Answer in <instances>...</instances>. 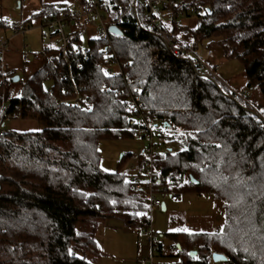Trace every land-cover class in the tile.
I'll list each match as a JSON object with an SVG mask.
<instances>
[{
	"label": "trees",
	"instance_id": "16d2710c",
	"mask_svg": "<svg viewBox=\"0 0 264 264\" xmlns=\"http://www.w3.org/2000/svg\"><path fill=\"white\" fill-rule=\"evenodd\" d=\"M67 3L43 4L24 23L58 16ZM175 9L184 14L163 21L165 31L199 46L219 39L224 55L242 62L245 87L264 96V0H183ZM101 10L121 30L110 35L113 53L128 65L155 130L158 185L178 194L205 193L222 205V222L214 229L165 233L174 241L176 264H213L215 252L227 257L223 264H264L263 120L191 61L173 55L150 29L142 4L102 0ZM194 17L190 28L186 21ZM4 19L0 26L8 29ZM76 25L68 31L71 44L87 45L89 56L75 58L82 65L74 66L75 81L62 77L68 70L59 46L47 47L43 65L26 80L20 76V89L4 101L12 119L35 120L41 129L0 136V264H97L104 254L100 227L113 219L145 226L146 158L140 156L137 188L135 174L121 170L132 152L108 172L100 166L99 150L102 139L133 138L144 128L127 107L121 76L107 73V42L92 37L83 43ZM4 71L12 85L14 75ZM74 86L85 98L83 109L59 102L73 95ZM161 246L162 241L156 252Z\"/></svg>",
	"mask_w": 264,
	"mask_h": 264
},
{
	"label": "rangeland",
	"instance_id": "374dc122",
	"mask_svg": "<svg viewBox=\"0 0 264 264\" xmlns=\"http://www.w3.org/2000/svg\"><path fill=\"white\" fill-rule=\"evenodd\" d=\"M58 1L63 2L67 0H26L22 2L23 7L21 8L16 7V2H18V0H0V17H7L10 20L22 19L28 17L34 11L41 9L43 4ZM196 19L197 18L194 17L191 18L190 21H186L190 28L195 26ZM179 20L183 21L184 18L180 17ZM89 26L91 27V25ZM90 29H93V27ZM82 38L83 41L86 42L88 34L85 33ZM189 38L193 39L192 36ZM218 40L219 39L211 40V43H208L209 40H205L200 46L197 44L196 51L201 58L204 59L207 64L210 63L209 65L216 71V77L212 79L215 80L219 87H221L223 91H227V93H232L231 95L233 98L237 99L244 107L260 116L264 122V96L258 88L254 87V89L249 90L245 87L247 82L246 72L242 62L238 58L225 56ZM22 42L28 44L27 51L31 53L30 63H24L22 61ZM13 43L14 45L4 54L5 63L3 67L0 65V71L5 68L8 78H11L13 75H20L22 80H26L33 71L30 69L35 70L37 66L40 68L43 65V60L39 59L36 61L35 54H39L37 55L38 58L41 57L43 46H48L50 43H54V41L49 38L43 39L41 29L33 27L25 36H17ZM54 47H56V45ZM34 61H36V63H34ZM11 68L16 69V71H12ZM5 84L6 82L2 85ZM5 86L6 89H8L7 93H1L0 111H2V105L3 102L6 101V96L10 97L15 95L20 89L19 81L14 82L12 85L6 84ZM1 122L2 116H0V124ZM5 126L7 130L16 131H37L41 129V126L35 120L21 118H11L5 123ZM142 144L143 141L137 135L133 138L100 140V166L108 172L116 171L119 169L122 155L127 152H132L131 156L122 164L123 169L121 170L133 176L139 170V163L143 161V159H140L138 156ZM160 197L165 203L166 209L163 210L161 206L150 208V230L157 233L164 243L168 241V237L165 236L166 232L174 234L185 229L187 231H206L221 225L222 209L220 206L222 205L205 193L199 194L193 190H187L179 194V199L177 201H172L169 195L165 198H163L162 195H160ZM97 238L105 254L104 257H106L105 264H113V262L115 264H151L150 259H147V261H145V259L143 261L136 253V242L141 244L142 247H146L147 235L138 234V229L126 228L122 220L113 219L109 221L107 226L100 227ZM167 250L169 249L167 248ZM167 250L164 252H167ZM174 251H176V249L172 248L171 252ZM156 259H158V263L173 264L174 261L172 256H158ZM138 260H140L139 262H143L136 263L135 261ZM157 262L155 261L153 264H157ZM212 263L223 264L221 262H214L213 259Z\"/></svg>",
	"mask_w": 264,
	"mask_h": 264
},
{
	"label": "built area",
	"instance_id": "2783aa9c",
	"mask_svg": "<svg viewBox=\"0 0 264 264\" xmlns=\"http://www.w3.org/2000/svg\"><path fill=\"white\" fill-rule=\"evenodd\" d=\"M26 0H20L24 2ZM183 0H133V7H137V4H142L146 9V16L150 29L157 32L168 48V50L179 58H184L192 62V64L207 77H216V71L204 59L201 58L196 51L197 44L188 41L181 40L177 35L172 32H167L162 28V22L166 20H172L181 14H184L182 9L178 11L175 9ZM68 7L60 15L55 17H46L33 25H26L23 19H9L5 17V21L8 24V31L10 33H0V64L4 65L3 56L4 53L10 48L11 41L15 36H25L26 33L33 27H38L42 31L43 39H56V44L59 46L61 53L65 59L67 66V74L63 75V79H70L75 81L74 66L77 69H82L81 63L75 60L76 57L81 56L84 59H88L89 48L87 45H73L71 44V36L68 29L71 28L72 23L77 22L80 29L84 32L93 30L96 37L101 38L107 42L106 50L104 51L112 53V67L107 69L109 75L118 74L124 81L126 104L130 112L134 115L136 120L144 129L138 132L139 138L143 141L140 147L138 156H144L145 160V177L148 184L147 198L149 199V210L143 214L145 226L138 228L139 234H145L148 237L150 248L152 252H156L161 243L160 236L154 231L150 230V208L162 207L163 200L160 197L162 195L165 198L169 195L172 201L179 199V194L170 192L165 186H159L160 170L155 168L156 152L158 150V144L154 136V127L151 122L148 121V112L146 111L145 103L142 100L141 89L135 87L136 82L130 78V71L126 65H121L115 54L113 53V43L111 41V32L109 30V24L105 19L101 10L102 0H71L67 3ZM17 6V3H16ZM196 7H191L190 12L196 13ZM93 29H90L91 27ZM28 45H23V59L28 61L30 59V52L27 51ZM76 61V62H75ZM5 69V68H4ZM2 69L0 74V85L6 81V73ZM135 87V88H131ZM80 90L77 86H74V93L68 98L59 100L61 103H68L69 105H78L81 109L85 107V98L80 94ZM47 93H52L51 89L47 90ZM2 122L0 124V136L7 133L5 123L11 119V115L8 113V105L3 102L2 106ZM137 156V157H138ZM140 177L135 174L132 177V181L136 183V187H140Z\"/></svg>",
	"mask_w": 264,
	"mask_h": 264
},
{
	"label": "crops",
	"instance_id": "0c3cea01",
	"mask_svg": "<svg viewBox=\"0 0 264 264\" xmlns=\"http://www.w3.org/2000/svg\"><path fill=\"white\" fill-rule=\"evenodd\" d=\"M69 1H71V0H67V1H64V2H69ZM17 3V6L16 7H18V8H21V2H20V0H18V2H16ZM22 19H24V18H22ZM42 19V18H41ZM40 19V20H41ZM39 20V21H40ZM38 21V22H39ZM76 26H78V25H76ZM74 27V31H76V32H78V31H80V29H78L77 27ZM72 28V27H71ZM71 28H70V30H71ZM68 31H69V29H68ZM2 32H6L7 34L8 33H10L9 31H8V29H3V28H1V26H0V33H2ZM92 32V33H91ZM85 33H87L88 34V38L90 39V38H92V37H96V35H95V33H94V31L93 30H90V31H86V32H84V31H80V34H81V36H83ZM23 37V36H22ZM17 38V36H15L13 39H12V41H11V46H10V48L14 45V43H13V41L15 40ZM83 39V38H82ZM52 41H54V43H50V45H48V46H46V45H44L43 46V48H42V53H41V57H37V55H39V54H35V59H36V61H38L39 59H41L42 60V58L44 57V55H45V48H47V47H51V48H54V46L56 45L57 46V44H56V39H51ZM88 40V39H87ZM87 40H86V42H87ZM25 42V41H24ZM24 42H22L21 43V46H22V51H23V45L25 44ZM86 42H84L83 41V43H86ZM27 44V43H26ZM28 45V44H27ZM5 54V53H4ZM31 54V53H30ZM31 57V56H30ZM21 58H22V61L24 62V63H27V62H31L30 61V59L28 60V61H24V59H23V52L21 53ZM36 61H34V63H36ZM3 62L5 63V56H3ZM41 62V61H40ZM34 65V64H33ZM36 65V64H35ZM39 68V66H37V69ZM12 69V68H11ZM37 69H35V70H37ZM30 70H33L32 71V73L35 71L34 69H30ZM12 71H16V69H12ZM31 73V74H32ZM20 76V75H19ZM124 226L126 227V228H128L129 226H126L125 224H124ZM131 228V227H130ZM134 230H137V229H135V228H133ZM167 233V232H166ZM139 234V233H138ZM168 239V241L167 242H165L164 243V241L162 240V246H161V251H159V252H152V250H151V248H150V244H149V241H148V238L146 239V247L144 246V247H142L141 246V244H139V243H137L136 242V245H137V248H136V253H137V255H138V257H140V259L141 260H145V261H147V259L149 260L150 259V261H151V264H153V262H157V260L158 259H156L158 256L159 257H166V256H172L173 258H174V261H173V264H176L178 261H179V258H177L175 255H176V252L174 251V252H171V250H172V248H173V244H174V241L172 240V239H170V238H167ZM120 244H122V243H120ZM128 244V243H127ZM165 246H167V247H165ZM167 248L169 249V250H167ZM135 249V248H134ZM165 250H167V252H164ZM105 256V254H103L101 257H100V259L98 260V262H97V264H105V262H106V260H105V258L106 257H104ZM160 259V258H159ZM140 260H138V261H135L136 263H142V262H139ZM153 261V262H152ZM102 262V263H101ZM113 264H115L114 262H113ZM147 264V263H146ZM157 264H167V263H158L157 262Z\"/></svg>",
	"mask_w": 264,
	"mask_h": 264
},
{
	"label": "water",
	"instance_id": "95a60500",
	"mask_svg": "<svg viewBox=\"0 0 264 264\" xmlns=\"http://www.w3.org/2000/svg\"><path fill=\"white\" fill-rule=\"evenodd\" d=\"M109 30L111 33L113 34H121V30L119 29L118 26L116 25H110L109 26ZM20 79V76L19 75H14L12 78H11V81L12 82H17L18 80ZM162 209L165 210L166 209V205L165 203H163L162 205ZM196 254V251H193L191 253L192 256H194ZM212 259L214 262H224L227 260V257L224 255V254H221V253H213L212 255Z\"/></svg>",
	"mask_w": 264,
	"mask_h": 264
},
{
	"label": "snow or ice",
	"instance_id": "6c2138e0",
	"mask_svg": "<svg viewBox=\"0 0 264 264\" xmlns=\"http://www.w3.org/2000/svg\"><path fill=\"white\" fill-rule=\"evenodd\" d=\"M185 231H186V229H185Z\"/></svg>",
	"mask_w": 264,
	"mask_h": 264
}]
</instances>
